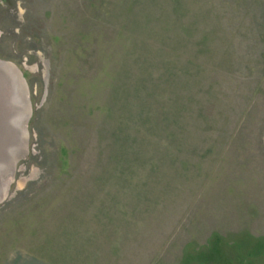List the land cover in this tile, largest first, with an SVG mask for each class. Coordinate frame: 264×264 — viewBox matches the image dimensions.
I'll list each match as a JSON object with an SVG mask.
<instances>
[{
    "label": "rangeland",
    "instance_id": "rangeland-1",
    "mask_svg": "<svg viewBox=\"0 0 264 264\" xmlns=\"http://www.w3.org/2000/svg\"><path fill=\"white\" fill-rule=\"evenodd\" d=\"M183 2L0 0V264H264V0Z\"/></svg>",
    "mask_w": 264,
    "mask_h": 264
},
{
    "label": "water",
    "instance_id": "water-1",
    "mask_svg": "<svg viewBox=\"0 0 264 264\" xmlns=\"http://www.w3.org/2000/svg\"><path fill=\"white\" fill-rule=\"evenodd\" d=\"M0 70H1V73H2V71L3 72H5L7 75H8V77H9V79H11L12 80V82H14V84H15V89H16V92H17V90L18 89H20L19 88V85H18V83H17V77L15 78V79H13V76L15 77V73H16V71H13V70H11L7 65H6V63L5 62H3V61H0ZM9 72V73H8ZM11 72V73H10ZM17 74V73H16ZM4 78L5 77H3V79H2V81H6L7 83L9 82V80H7V79H5L4 80ZM16 80V81H15ZM2 81L0 80V86H1V83H2ZM9 84V83H8ZM2 87V86H1ZM6 91V90H5ZM0 97H2V94L0 93ZM4 97H6V94H5V92L3 91V98ZM18 108H20V107H18ZM19 112L22 114V110H20L19 109ZM18 112V113H19ZM12 121V120H11ZM12 126V125H11ZM18 126V125H17ZM12 129V131L10 130V131H8V129H6L5 127H4V125H1L0 124V136H1V133H3V134H7L8 133V135L7 136H10L11 135V137H12V139H13V141H14V145L16 144V143H18L19 142V140H20V138H21V129H20V126H18L17 127V129L15 128H13V127H11ZM3 129H5V130H3Z\"/></svg>",
    "mask_w": 264,
    "mask_h": 264
},
{
    "label": "trees",
    "instance_id": "trees-1",
    "mask_svg": "<svg viewBox=\"0 0 264 264\" xmlns=\"http://www.w3.org/2000/svg\"><path fill=\"white\" fill-rule=\"evenodd\" d=\"M137 2H141V0H136ZM157 1H159V0H150V2H152V3H155V2H157ZM172 1V3H170V4H172L173 6L171 7L172 8V10H175V13H176V10H178V11H182V13H180L179 15H180V17H184L185 16V14H186V11H185V9L183 8V6H184V2H183V0H171ZM148 3H149V1H148ZM168 3H169V1H168ZM180 72H184L183 70L182 71H178V73H180ZM145 118V117H144ZM147 121H148V119H150L151 120V117L150 118H145ZM174 120H177V118H176V116H174L173 117V120L171 119V121H173L174 122ZM167 124V123H166ZM166 124H164L161 128L164 130V131H166L167 130V126H165ZM160 125H158L157 127H159ZM145 128H146V125L144 126ZM179 127V126H178ZM179 129H180V127H179ZM168 138H170L171 140H172V143L171 144H169L168 143V147L171 149L172 148V146L175 144V145H177V153L179 152V145H178V142H179V132L177 131V130H175L174 132H173V134H170L169 135V137ZM136 141H137V139H136ZM136 141H135V144H136ZM139 141V140H138ZM137 141V142H138ZM116 153H117V151H116ZM119 165H120V162H119ZM119 167V166H118Z\"/></svg>",
    "mask_w": 264,
    "mask_h": 264
},
{
    "label": "crops",
    "instance_id": "crops-1",
    "mask_svg": "<svg viewBox=\"0 0 264 264\" xmlns=\"http://www.w3.org/2000/svg\"><path fill=\"white\" fill-rule=\"evenodd\" d=\"M13 256V257H12ZM2 264H54L48 260L26 253L24 251L10 254L5 263Z\"/></svg>",
    "mask_w": 264,
    "mask_h": 264
},
{
    "label": "bare ground",
    "instance_id": "bare-ground-1",
    "mask_svg": "<svg viewBox=\"0 0 264 264\" xmlns=\"http://www.w3.org/2000/svg\"><path fill=\"white\" fill-rule=\"evenodd\" d=\"M6 65H7L11 70H13V68H12L11 65H9V64H7V63H6ZM13 71H15V70H13ZM15 78H16V77H15ZM18 82H19V80H18ZM19 83H20V82H19ZM18 85H19V84H18ZM15 101H16V99H15ZM18 101H19V100H18ZM22 113H23V112H22ZM20 115H21V114H20ZM20 115H19V116H20ZM19 116H18V117H19Z\"/></svg>",
    "mask_w": 264,
    "mask_h": 264
}]
</instances>
